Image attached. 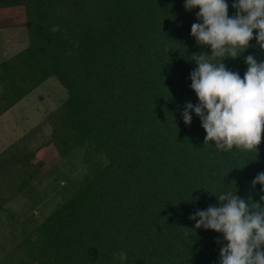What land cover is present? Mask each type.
I'll return each mask as SVG.
<instances>
[{"label": "trees", "instance_id": "16d2710c", "mask_svg": "<svg viewBox=\"0 0 264 264\" xmlns=\"http://www.w3.org/2000/svg\"><path fill=\"white\" fill-rule=\"evenodd\" d=\"M226 2L231 17L234 0ZM184 4L0 0V8L25 6L29 35L28 47L0 61V115L57 77L68 97L50 114L51 143L61 157L83 149L90 165L74 193L24 239L36 264H219L222 234L195 229L190 215L218 206L226 191L264 208L261 186L252 188L264 172V137L258 153L220 151L205 144L194 112L191 125L183 121L185 104L199 103L193 54L211 55L191 36L199 9ZM248 55L264 62L255 38L223 62L243 78ZM33 157L26 146L6 150L0 180L27 173Z\"/></svg>", "mask_w": 264, "mask_h": 264}, {"label": "clouds", "instance_id": "9594fccd", "mask_svg": "<svg viewBox=\"0 0 264 264\" xmlns=\"http://www.w3.org/2000/svg\"><path fill=\"white\" fill-rule=\"evenodd\" d=\"M184 7L186 11L199 9L191 36L211 49V55L193 54L197 67L190 73L191 89L199 103L185 104L184 123L191 125L194 112L206 132L205 144L212 141L220 151L235 147L258 153L264 137V62L248 55L244 60L247 71L241 78L223 60L240 57L254 38L264 50V0H234L231 17L226 0H185ZM256 185L264 193V172L253 179L252 188ZM217 200L218 206L197 209L189 219L195 221V229L222 234L219 264H264V208L232 191ZM260 200L264 201V195ZM117 258L124 261L127 255L119 252Z\"/></svg>", "mask_w": 264, "mask_h": 264}, {"label": "rangeland", "instance_id": "374dc122", "mask_svg": "<svg viewBox=\"0 0 264 264\" xmlns=\"http://www.w3.org/2000/svg\"><path fill=\"white\" fill-rule=\"evenodd\" d=\"M28 45L25 6L0 8V61ZM37 88L31 97L17 102L15 109L0 115V156L16 146L35 152L27 173L20 169L0 180V264H36L22 246L24 239L34 234L90 172L83 149L61 157L51 143L50 114L67 99V89L55 76Z\"/></svg>", "mask_w": 264, "mask_h": 264}, {"label": "crops", "instance_id": "0c3cea01", "mask_svg": "<svg viewBox=\"0 0 264 264\" xmlns=\"http://www.w3.org/2000/svg\"><path fill=\"white\" fill-rule=\"evenodd\" d=\"M37 89L38 88H36L34 91H32L27 97H31V95H33V93L35 92V91H37ZM27 97H25L24 99H22L21 101H24L25 99H27ZM21 103V102H20ZM12 109H15V106L14 107H12ZM11 110V109H10ZM10 110H8V112H6V113H9L10 112ZM1 117V116H0ZM3 117V116H2Z\"/></svg>", "mask_w": 264, "mask_h": 264}]
</instances>
